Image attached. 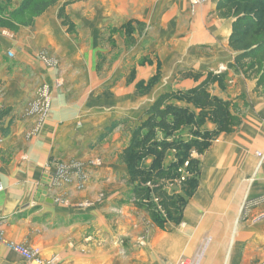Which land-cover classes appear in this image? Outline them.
<instances>
[{
	"label": "crops",
	"instance_id": "0c3cea01",
	"mask_svg": "<svg viewBox=\"0 0 264 264\" xmlns=\"http://www.w3.org/2000/svg\"><path fill=\"white\" fill-rule=\"evenodd\" d=\"M77 1L86 21L80 31L91 32L94 43L99 41L102 16L114 20L110 25L116 28L122 23L115 18L122 16L147 22L144 26L151 36L131 34L143 42H136L137 50L132 54L125 53L126 65L157 56L164 71L169 69L164 76L169 78L172 71L174 76L177 71L184 73L175 77L180 78L175 84L180 91L201 84L211 72L224 73V89L220 90L215 79L208 92L235 107L240 122L231 132L212 135L199 156L206 182L198 192L210 201L211 209L204 219V234L211 238L204 264H264V221L250 224L238 214L239 199H252L248 213L264 209V159L259 164L255 154L264 152V93L254 90V80L228 68L235 55L228 46L233 19L217 15L218 0H92V9L90 0H62L57 8L37 17L34 28L29 27V40L19 32L0 30L3 237L38 247L43 259L55 257L56 264L179 261L180 250L165 249L164 239L170 230L172 236H168L178 244L181 230L173 225L167 226L168 231L158 229L154 233L162 240V247H138L135 239L150 235L146 231L150 220L134 205L120 201L128 190V168L120 154L131 136L129 129L144 118L161 91L151 99L135 98L130 89L117 91L124 100L101 97L95 69L99 45L93 44L91 51L85 49V37L74 33L80 27L73 26L69 32L57 17L64 5L74 25L69 6ZM102 7L105 10L101 11ZM90 13L92 21L86 17ZM44 46L56 65L42 63L38 52ZM145 68H137L139 79H147ZM42 85L49 103L44 116L35 109L36 88ZM216 130V124L208 121L206 131L212 134ZM61 164L69 179L50 187L51 175ZM189 223L185 222L186 231ZM124 238L131 247L120 246ZM0 264L36 263L0 241Z\"/></svg>",
	"mask_w": 264,
	"mask_h": 264
},
{
	"label": "rangeland",
	"instance_id": "374dc122",
	"mask_svg": "<svg viewBox=\"0 0 264 264\" xmlns=\"http://www.w3.org/2000/svg\"><path fill=\"white\" fill-rule=\"evenodd\" d=\"M35 1L39 0H33V2ZM61 1L62 0H58L55 5L50 6L45 12L49 13L50 9L57 8ZM20 3L21 0H0V7H3L2 11H0V30L19 32V34L27 37L29 40L30 32L32 28H34V25L37 24V17L42 15L44 12L40 15H32L31 9H28L15 16L9 15V13L12 10L16 9ZM79 8V2L77 1V3L69 6V13L72 15V18L75 19L73 25L75 26V29L76 27H80L79 31L75 30V35H81L82 37H85V49H89L91 51L93 44L95 46L99 45V52L95 53V69L98 70L96 76L100 81L99 88L100 91H102L101 97L105 99H108L110 97H117L119 96L117 91H125L128 89L133 92L135 98L139 99H151L156 91H161L160 94L166 93L169 95V98L165 103V107L178 106L183 109V115L181 116L183 122L177 127L174 132L170 134L168 140H170L171 142H187L191 139L204 141L206 133L209 132L206 131L208 121H211V118H213L215 121H219V117H213V114L208 110V108L214 106V104L211 102V98H215V96L210 95V93L208 92L210 91L209 84H212L214 80L208 81L207 85L204 86V90L208 93L207 97H201L197 100L194 95H190L191 92L189 91H194L201 84H198L197 86L188 90L180 91L178 89H175V84H178V82L180 81V78L175 77L180 76V74L184 76V73L177 71L176 76H174L175 74H173L172 71L169 74V78L164 76V73L169 69L165 67L164 71V65L159 61L157 56H147L139 59L135 64L126 65V62L124 60L125 53L132 54L137 50L135 49L137 41L133 36H131V34L137 35L138 38L142 36H151V33H149L146 26H144L147 24V22L142 21V19H136L134 17L126 18L122 16L115 18L118 23H122L118 28H116L110 25V23L114 20L112 21L109 16H102V26L101 31L99 32V41L94 43L91 32H88L87 30L80 31L82 25L81 23L86 21H83V18L80 15L81 10ZM90 9H92V0H90ZM103 10H105L104 7H102L101 11ZM86 17H88L89 20L92 21L91 13L90 16ZM29 27H31V30L29 29ZM146 37L144 38V40L146 39ZM75 42H77V39H75ZM141 42L143 41H138L137 44L139 45ZM47 49L48 48L45 46L42 47L38 52V55L43 59L42 63L44 65L54 66L56 65L57 61L53 59V54L49 55L50 51L49 49ZM126 67H129L128 73H126ZM137 68H145L144 70L147 69V73H149L147 79H139L141 75L139 77L136 75ZM210 74L214 76V74H212L211 72L206 75L205 80ZM220 74L218 73L215 75ZM217 83L220 90L224 89V77L222 78V81H217ZM44 90H46L44 85L36 88V91ZM112 91H116L115 93L117 95L112 96ZM119 97L124 100V96L120 95ZM218 99L221 100L220 98ZM228 111L231 116L224 118L227 119V129H225L224 132H231L236 126H238L240 122V119L237 116L238 111L235 107L229 105ZM137 124H133L131 127L134 128ZM216 127L218 126L216 125ZM129 135H131V129H129ZM207 147H203L202 153H198L195 150H192L190 154L191 157L197 158L199 160V156L204 154ZM173 148L168 151L167 155L162 157L160 162L161 165L159 164V167L162 168L164 165V168L166 169L168 168V165L171 163V161L176 160L173 157V152L176 149ZM178 150L180 151V148ZM257 152L259 151L255 152L256 156ZM145 163L151 165V158H147L145 160ZM186 167L184 166L183 168V165L181 167L184 170L185 177H187L188 175L190 176V173L185 170ZM168 177L169 178L165 180L164 189L167 193L173 196V204L170 209L164 210L158 199L152 196L151 204L155 216H152L150 214V211H147L144 207L138 208L133 204L132 196L129 192V186L127 193L125 192L123 194L124 199H126H120L121 202H128L129 204L137 207L138 211H141L143 215L147 216L148 220H150V222H148L149 224H147L146 229L147 232H150V235L147 234V237L142 235L143 237L136 238L134 244L138 247L142 246L146 248H152L153 250H155L159 246L162 247V243L160 245V242L162 240L157 238V235L155 234L157 232L156 230L159 229V231H168L167 226L171 227L173 225L181 230L180 242L178 244H176V241L173 243V239L171 238L172 234L169 230L170 232L168 231V233L171 236H168V233L165 236V249H167L168 251H172V249H179L180 257L178 259V262L176 260L175 262H171L169 264H204V259L206 258L208 249H210L209 246L211 243V238L209 237V235L204 234L206 231V224L204 222V219L206 216H209L211 214V209L209 208L210 201L206 202L202 197L203 193L198 192L199 187L203 186L206 182L205 175L204 173H202L201 162L199 161L197 174L191 181L183 182L180 180V176L176 177L170 171ZM142 182V185H146L149 188H152L154 177L147 178L146 180L143 179ZM196 196H200V198L196 199ZM239 200V205H241L238 212L240 219L247 220L250 224H258L264 221L262 220L253 222L251 220L257 215L263 213L264 209L254 213H248L247 209H249V207L251 206L252 199L249 200L248 198H245L244 201L243 199ZM186 221H191V223L188 224L190 226V229L187 231V227H185ZM143 226L146 225L143 224ZM140 235L141 234H137V236ZM127 239L128 238H124L120 243V246H122L123 248H126L127 246L131 247V244L127 243ZM175 257L177 256L175 255Z\"/></svg>",
	"mask_w": 264,
	"mask_h": 264
},
{
	"label": "trees",
	"instance_id": "16d2710c",
	"mask_svg": "<svg viewBox=\"0 0 264 264\" xmlns=\"http://www.w3.org/2000/svg\"><path fill=\"white\" fill-rule=\"evenodd\" d=\"M57 1L21 0L19 6L9 15L15 16L28 9H31L32 15H40ZM2 8L0 7V11ZM215 9L219 17L233 19L228 46L235 55L233 62L228 64V68L241 73L246 79L254 80V90L264 93V0H218ZM57 17L61 19L63 25L68 26V31L71 32L73 24L65 14L64 5L58 9ZM223 77L224 74L214 76L210 74L198 88L189 91L190 95H194L197 100L207 97L208 93L204 90V86L211 80L222 81ZM168 98L169 95L163 93L153 101L146 110L144 118L131 129V137L120 154V160L128 168L126 184L129 186L133 204L138 208L144 207L152 216H155L151 204L152 196L158 199L164 210L170 209L173 204V196L164 189L165 180L169 178V171L179 177V169L185 161H188L185 170L190 173V176L185 177L183 182L193 180L198 171L199 160L191 157V151L202 153L203 147L208 146L212 135L227 129V119L224 118L231 116L228 111L229 103L212 97L211 102L214 106L208 110L213 117H219V121L211 118L218 126L217 130L212 134L206 133L204 141L191 139L187 142H171L168 140L170 134L183 122L181 119L183 109L178 106L165 107ZM173 147L177 150L173 152L176 160L171 161L166 169L164 165L162 168L159 167L162 157L167 155ZM149 157L151 165L145 163ZM150 177H154L152 188L142 185L143 179Z\"/></svg>",
	"mask_w": 264,
	"mask_h": 264
},
{
	"label": "built area",
	"instance_id": "2783aa9c",
	"mask_svg": "<svg viewBox=\"0 0 264 264\" xmlns=\"http://www.w3.org/2000/svg\"><path fill=\"white\" fill-rule=\"evenodd\" d=\"M201 1H205V0H194V2H201ZM44 91H39L38 101L36 103V108H35L36 110L39 111V113L42 116L46 114V111L49 105L47 96L45 95ZM0 109H1V106H0ZM257 156L259 157V164H260L262 160L264 159V152H257ZM187 165H188V161H185L183 163V168L184 166L186 167ZM179 172L181 173L180 180L183 181L185 179L184 170L180 168ZM65 179L67 180L69 179L66 167L63 164L57 165L55 173L51 175L52 183L50 187L57 185L59 183V180L65 181ZM261 202H264V197H262ZM251 220L253 222L264 220V212L257 215ZM0 241L4 242L5 246L9 250L19 254L21 257H23L24 259L28 261L35 262L36 264H56L57 260L55 257H51L49 259H43L40 255V249L38 247H27L23 244H18V243L8 241L3 237V234L1 231H0Z\"/></svg>",
	"mask_w": 264,
	"mask_h": 264
}]
</instances>
